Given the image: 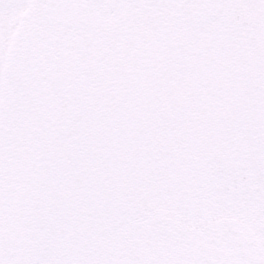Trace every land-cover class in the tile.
I'll list each match as a JSON object with an SVG mask.
<instances>
[{
    "label": "snow or ice",
    "instance_id": "obj_1",
    "mask_svg": "<svg viewBox=\"0 0 264 264\" xmlns=\"http://www.w3.org/2000/svg\"><path fill=\"white\" fill-rule=\"evenodd\" d=\"M0 264H264V0H0Z\"/></svg>",
    "mask_w": 264,
    "mask_h": 264
}]
</instances>
